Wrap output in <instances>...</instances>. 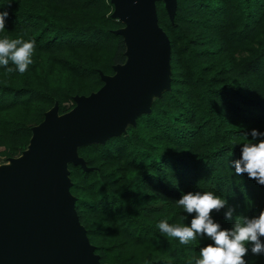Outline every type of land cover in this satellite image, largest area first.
I'll use <instances>...</instances> for the list:
<instances>
[{
    "label": "trees",
    "instance_id": "obj_1",
    "mask_svg": "<svg viewBox=\"0 0 264 264\" xmlns=\"http://www.w3.org/2000/svg\"><path fill=\"white\" fill-rule=\"evenodd\" d=\"M8 3L0 0V11ZM112 9L110 0H11L0 39L34 40L35 48L25 73L0 66V155L20 154L48 108L68 110L74 95L102 84L99 72L126 59ZM155 9L169 40L168 88L119 133L78 145L87 169L67 163L100 263L195 264L210 239L182 245L158 228L161 220L190 224L195 214L176 203L190 191L214 192L249 217L264 211V185L231 163L243 132L264 131V0H175L171 19L162 0ZM225 211L211 215L229 228ZM245 260L264 264L250 251Z\"/></svg>",
    "mask_w": 264,
    "mask_h": 264
},
{
    "label": "water",
    "instance_id": "obj_2",
    "mask_svg": "<svg viewBox=\"0 0 264 264\" xmlns=\"http://www.w3.org/2000/svg\"><path fill=\"white\" fill-rule=\"evenodd\" d=\"M155 1L110 0L111 16L123 22L114 31L126 59L111 74L99 72L102 84L74 95L68 110L48 108L31 127L27 147L0 165V264H108L99 262L79 222L67 163L87 169L76 147L119 133L168 88L169 40ZM162 1L171 19L175 0Z\"/></svg>",
    "mask_w": 264,
    "mask_h": 264
},
{
    "label": "clouds",
    "instance_id": "obj_3",
    "mask_svg": "<svg viewBox=\"0 0 264 264\" xmlns=\"http://www.w3.org/2000/svg\"><path fill=\"white\" fill-rule=\"evenodd\" d=\"M10 7L11 0L0 11V31L6 28L9 16L7 8ZM34 48V40L0 39V66L5 67L6 73H25L33 63ZM10 61L15 68L8 67ZM242 134L247 142L242 143L240 158L231 162L235 173L247 174L250 179L264 185V131L251 129ZM176 203L184 213L195 214L190 224L172 225L161 220L158 228L162 233L177 238L182 245L210 239L213 243L200 249V258L195 264H247L245 257L249 251L253 256H264V211L253 217L236 213L224 197L214 192L190 191L184 193ZM224 209L225 219L233 221L229 228L221 227L211 215L213 211ZM185 219L186 216L182 215L181 220Z\"/></svg>",
    "mask_w": 264,
    "mask_h": 264
},
{
    "label": "rangeland",
    "instance_id": "obj_4",
    "mask_svg": "<svg viewBox=\"0 0 264 264\" xmlns=\"http://www.w3.org/2000/svg\"><path fill=\"white\" fill-rule=\"evenodd\" d=\"M153 94L150 95V97H152ZM9 162V158L8 157H4L3 155H0V165ZM5 224L11 225L12 222L11 221H7L5 222Z\"/></svg>",
    "mask_w": 264,
    "mask_h": 264
},
{
    "label": "bare ground",
    "instance_id": "obj_5",
    "mask_svg": "<svg viewBox=\"0 0 264 264\" xmlns=\"http://www.w3.org/2000/svg\"><path fill=\"white\" fill-rule=\"evenodd\" d=\"M10 163V162H7V164Z\"/></svg>",
    "mask_w": 264,
    "mask_h": 264
}]
</instances>
